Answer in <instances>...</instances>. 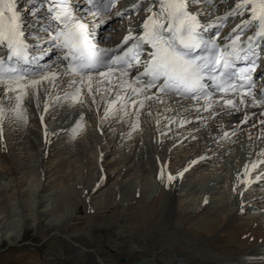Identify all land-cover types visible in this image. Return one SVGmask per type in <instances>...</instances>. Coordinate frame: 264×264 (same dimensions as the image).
Returning <instances> with one entry per match:
<instances>
[{"label": "bare ground", "instance_id": "6f19581e", "mask_svg": "<svg viewBox=\"0 0 264 264\" xmlns=\"http://www.w3.org/2000/svg\"><path fill=\"white\" fill-rule=\"evenodd\" d=\"M39 1L18 0L22 19ZM146 1L118 3L110 15L85 22L95 30L94 24L106 20L92 36L124 41L159 11L158 0ZM237 2L200 25L214 31L211 25L218 26ZM218 3L201 0L198 6L211 12ZM141 7L146 13L135 16ZM242 17L249 18L248 12ZM46 20L44 15L35 27H23L44 31ZM237 26L221 31L234 35ZM31 32L29 44L49 48L48 35L43 43ZM45 51L50 59L32 78L49 79L25 89L22 118L16 116L19 91L4 95L0 87V245L18 246L29 232L33 239L52 236L57 246L45 264H264V163L251 167L264 161V109L238 100L235 107L224 100L208 110L206 104L158 100L149 92L134 93L140 86L119 72L110 74L111 84L92 74L90 94L87 80L70 87L80 77L66 75L54 51ZM76 88L79 102L71 98ZM117 95L122 99L104 118ZM125 102L127 108L117 111ZM78 123L82 130L74 136ZM168 174L176 177L171 183ZM205 182H215L210 197L226 192L225 202H216L213 212L196 202L195 211L205 219L191 223L189 194Z\"/></svg>", "mask_w": 264, "mask_h": 264}, {"label": "snow or ice", "instance_id": "6c2138e0", "mask_svg": "<svg viewBox=\"0 0 264 264\" xmlns=\"http://www.w3.org/2000/svg\"><path fill=\"white\" fill-rule=\"evenodd\" d=\"M96 3V0H93ZM159 11L154 12L143 23V34L135 38L130 34L125 38L124 43L135 39V42L128 48L123 55H109L107 50L99 49L91 39L92 32L89 31L87 23L80 22L74 17L68 8H61L55 11L53 19L62 28L51 36V42L57 48L65 50V59L70 62L66 68V74L73 77H80L77 81L73 78L69 86L77 83L84 84L88 81V92H93V76L88 69L103 67L105 70L98 73L99 76L105 77L106 84H111L110 74L119 72L121 76L129 75L127 69L134 66L139 71L142 69V76L148 77L142 80L141 75L135 77V83L142 85L140 88H133L134 93H140L147 90L157 89L164 95H179L185 99L201 100L206 102V109L212 107V96L208 91L209 85L205 80H211L215 83L216 90L227 95L228 92L238 90L241 93L240 104H245L246 96H250L253 101L264 106V95L258 96L251 91L253 87L252 73L256 71L257 60L260 59L261 52H264V0H238L235 8L229 11L227 16H244L248 12L249 18L245 19L237 29L235 39L232 43L220 48L214 42L205 41L200 31L198 15L189 12V6L200 3L201 0H158ZM116 0H105L104 3H96V10L92 12L95 17L106 13L108 9L114 7ZM250 9V11H249ZM49 11L53 9L49 8ZM152 12V8L148 9ZM35 15V13H32ZM117 15L121 13L117 12ZM97 25H93L96 27ZM247 30H253L254 34L247 37L246 42L240 41L241 35ZM144 45H148L151 51L147 58L141 61ZM0 46H6L8 50V59L27 62L29 58L28 45L24 39L23 19L18 11V0H0ZM206 51L208 55H196L197 50ZM259 49V51H258ZM240 61L246 62L247 67L237 68ZM54 77L55 74H52ZM49 76L43 75L40 80L29 78L18 67L5 64L0 60V87L3 94L8 95L10 92L19 91L16 95V116L22 118L19 111L20 102L22 101L25 89L35 88L41 80H47ZM239 80L241 83L233 82ZM243 81H249L245 86ZM122 81L121 84H127ZM98 92L99 89L97 88ZM81 89L76 88L71 98L78 101ZM151 99V96H146ZM122 98L117 95L109 107L105 110L104 118L108 117L109 111L113 105ZM159 100L160 97L157 96ZM135 103V102H133ZM225 103L229 107H235V102L228 98ZM144 103H139V108H143ZM127 102L122 103L117 111L125 110ZM127 114V112H125ZM151 114V113H149ZM3 110L0 109V119H3ZM138 127L139 112H136ZM43 119V117H41ZM248 117H245L247 122ZM82 130V124L78 123L73 129V135H77ZM2 135V132H0ZM227 135V133H225ZM264 155V153H261ZM259 161L253 163V169L258 167ZM178 175L182 176L183 173ZM245 175H248V167H245ZM159 178L163 181L164 169H161ZM176 177L168 174L167 180L171 183ZM257 176L256 179H261ZM207 203V201H205Z\"/></svg>", "mask_w": 264, "mask_h": 264}, {"label": "rangeland", "instance_id": "374dc122", "mask_svg": "<svg viewBox=\"0 0 264 264\" xmlns=\"http://www.w3.org/2000/svg\"><path fill=\"white\" fill-rule=\"evenodd\" d=\"M234 1H236V0H227L226 2H225V0H219V3L216 5L217 8L215 9V11L213 10V13L210 14V16L218 15V11L219 10L222 11L221 8L223 9V8L227 7L228 4H231ZM222 2H225V3L220 5V3H222ZM207 14L208 13H204V16H206ZM236 22H237V20L232 22L231 25H234ZM1 136L2 135H0V138H1ZM17 152H19V150H17L16 153ZM2 166H3V160L0 157V168ZM257 174H258V172L254 171L252 175L256 176ZM9 178H10V176L7 177V179H9ZM4 179H6V178H4ZM1 182L5 183V180H2ZM204 184H205V186H202V185L199 186L198 185L197 186L198 189H196L195 192H191L192 194L191 193L189 194L190 196H189L188 201L189 200L191 201V202H189V204H191V206H192V207L190 206V208H189L190 211H192V215L190 216L191 223H192V219H193L194 223H196V221L202 220V217H203V219H205V217H204L205 215H203V213L198 214L199 212L197 210H196L197 212L195 211V209H196L195 203L196 202H198L199 206H202V207L206 208L207 210L212 209L210 212L214 211L216 202H218L219 200L222 202H225L226 192L224 193L223 196L217 194L215 197H210L211 193H212L210 190H212V188L214 187L215 182H210V183L205 182ZM207 187H209V188L207 189ZM197 198H198V201L196 200L194 202V200ZM243 199L245 200L244 196H243ZM205 201H207V203H205ZM12 202H14V201L11 200L10 203H12ZM186 202H187V200H186ZM222 202H219V203H222ZM245 203L242 205L243 207L256 208L254 205H250V204H248L246 206ZM187 221H188V219L185 220V223ZM46 223H45V225H46ZM20 234L22 235V232ZM27 235L24 237V239H23L24 241L20 242L18 246H9V245H6V242H3L0 245V264H45L44 261L46 258L45 257L46 254L49 251H51V250L54 251L56 249V246H57L56 242L57 241H55V239L52 236H49V237L44 238V239H41V237H39V238L36 237L33 239V236H34L33 232H31V233L29 232ZM61 259H63V257Z\"/></svg>", "mask_w": 264, "mask_h": 264}]
</instances>
